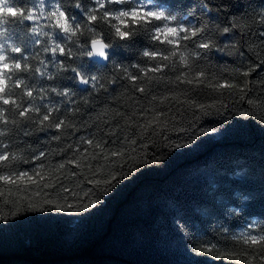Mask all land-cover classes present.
Masks as SVG:
<instances>
[{
    "label": "snow or ice",
    "instance_id": "6c2138e0",
    "mask_svg": "<svg viewBox=\"0 0 264 264\" xmlns=\"http://www.w3.org/2000/svg\"><path fill=\"white\" fill-rule=\"evenodd\" d=\"M151 2L138 0L129 11L121 12L126 18L121 23L131 20L139 22L137 27L142 23L154 28L146 59L127 68L121 65L99 83L95 78L84 81L81 77V83L91 86L80 94L73 89L74 94H71L70 86L63 85L61 80L71 81L72 77L60 76L69 69L63 62L57 66L52 61L53 56L66 61V48L62 44L47 46L40 40V30L49 24L66 30L67 15L56 6L49 13L53 18L50 20L37 3L29 8L18 4L17 0H0V188L6 189L0 191V201L5 206L9 203L16 206L9 213L12 217L19 215L21 205L25 212L75 216L90 213L102 205L103 198L119 184L130 179V171L135 170L132 164L141 159L140 153L146 155L156 138L167 143L170 136L166 133L183 132L187 139H176L170 146L173 150L191 147L199 137L216 131L213 127L199 126V122L222 109L246 105L238 109L244 122L256 121L258 126L264 127V31H255V26L264 25V0H260V11L249 2L247 7L251 11L239 15L227 13L228 0H220L211 8L205 0L204 12L215 8L228 15L226 22L211 25L203 21L191 24L180 11L149 7ZM87 4L91 5L93 13L87 17L90 24L101 15L112 19L108 6H119L118 0H103V3L88 0ZM173 13L178 15L173 16ZM13 24L20 28L23 36L18 34L13 39L15 30L10 31ZM120 35L127 34L121 32ZM29 43L32 51H29ZM95 43L93 41V45ZM213 53L231 57L232 64L214 63ZM49 62L57 67L56 73L49 71ZM253 74L259 78L252 79ZM202 90H208L210 103L201 102L193 95ZM101 94L105 99L120 102L121 108L109 105L96 111L95 102ZM53 97L70 98L66 102L63 99L54 102ZM93 126L95 133L66 142L81 129ZM189 129L191 135L187 134ZM49 131L53 133L50 140L57 142L59 154L72 153L71 159L55 168L44 163L48 152L18 142L19 136L30 137ZM144 163L149 161L144 160ZM20 164L33 167L22 170L18 167ZM68 164L81 171L65 172ZM61 174L63 180L71 183H63ZM28 185H33L34 191H30ZM50 188L55 191V198L44 191ZM14 191L27 195L13 199ZM7 219L8 216L0 214V220ZM180 229L189 241L191 235L187 229L183 225ZM226 234L225 240L232 241L230 247L209 239H195L189 242V250L196 256L208 255L230 264H264V227L253 225L239 235L229 231Z\"/></svg>",
    "mask_w": 264,
    "mask_h": 264
},
{
    "label": "trees",
    "instance_id": "16d2710c",
    "mask_svg": "<svg viewBox=\"0 0 264 264\" xmlns=\"http://www.w3.org/2000/svg\"><path fill=\"white\" fill-rule=\"evenodd\" d=\"M17 2L32 7L35 0ZM84 2L87 4L88 0ZM157 2L170 10L180 11L179 14L191 24L203 21L211 25L228 19L225 11L217 12L215 8L204 12L202 4L205 0ZM228 2V14L250 12L249 2L256 11L262 7L260 0ZM207 3L211 8L220 0H207ZM74 14L79 15L75 10ZM12 30H15L13 39L18 34L23 36L17 25H11ZM255 31H264V25L255 26ZM29 51H32L30 43ZM121 58L129 59L124 54ZM60 59L64 62L63 57ZM212 59L214 63L232 64L231 57L219 53H213ZM126 62L130 64L131 60ZM70 75V72L64 73V76ZM258 78L253 74L252 79ZM61 82L73 87L78 94L83 92L70 80L62 79ZM207 91L193 95L201 102L210 103L212 98ZM61 99L53 97L54 102ZM109 105L121 108L120 102L105 99L101 94L95 102V110ZM245 107L237 104L204 117L199 126L213 127L216 131L199 137L191 147L173 150L170 146L176 139H187L183 132L166 133L170 136L167 143L156 138L155 145H150L146 155L140 153L141 159L132 164L135 170L130 171V179L119 184L103 198L102 205L86 215L25 212L21 205L19 215L12 217L9 213L16 206L11 203L5 206L0 201V214L8 216L7 220H0V264H230L224 260L216 261L208 255L196 256L188 245L195 239H209L230 247L232 241L225 240L226 233L211 229L216 224L228 225L229 233L239 235L250 229L251 217L255 216L260 217L256 221L257 226L264 227V127L258 126L256 121L244 122L238 109ZM221 117L227 118L226 124ZM95 132L94 126L81 129L66 142H74L81 135L88 137ZM52 134L49 131L37 132L30 137L19 136L18 142H26L34 150L48 152L49 157L44 163L55 168L71 159L72 153L59 154L57 142L50 140ZM144 160L149 163H144ZM18 167L30 170L33 165L20 164ZM246 169V173L236 175L237 171ZM68 171L80 172L81 169L68 164L65 172ZM75 179L77 177H73ZM61 180L65 184L71 183L63 180L62 174ZM28 188L34 191L33 185H28ZM0 191L6 189L0 188ZM44 191L55 198L53 189ZM25 195L27 193L14 191L13 199ZM230 207L241 209L243 218L230 220ZM180 225L191 235L189 241Z\"/></svg>",
    "mask_w": 264,
    "mask_h": 264
},
{
    "label": "clouds",
    "instance_id": "9594fccd",
    "mask_svg": "<svg viewBox=\"0 0 264 264\" xmlns=\"http://www.w3.org/2000/svg\"><path fill=\"white\" fill-rule=\"evenodd\" d=\"M100 2L103 3V0H100ZM144 2L147 3L148 0H144ZM35 3L50 20L53 18L49 16V13L56 6H59V9L67 15L66 30L65 28L55 29L49 24L47 28L40 30V40L47 46L62 44L66 48L67 60L63 63L69 69L68 72L72 74L70 77H72L73 84L78 85L82 91L91 85L81 83V77L84 81L95 78L96 82L99 83L100 79L110 77L113 71L121 65L127 68L129 66L127 60L130 59V64L135 65L138 61L146 59L145 53L150 51V45L152 44L151 32L154 31L152 26L140 23L137 27L136 25L139 22L131 20L121 23L126 19L121 15V12L129 11L132 6L138 3V0H118V7H113L110 4L107 12L111 14L112 19L101 15L94 24L87 22V17L93 13L91 5L85 4L84 0H43V2L35 0ZM149 7H161L170 10L158 4L157 0H152ZM85 8L88 9L87 12ZM74 10L79 15L74 14ZM175 15H178V13H173V16ZM121 32L127 35L121 36ZM93 41L96 42L94 45ZM43 54L41 52V55ZM121 54L129 57V59H122ZM52 61L57 66L61 63V60L56 56L52 57ZM48 69L52 73L57 72V67H53L52 62L48 63ZM37 75L39 74L37 73ZM60 76L63 77L64 73H60ZM68 90L71 94H74L73 87L70 86ZM69 98L62 99L66 102ZM221 120L225 124L227 123V118L221 117ZM191 131L189 129L187 134H190ZM200 131H204V129H200ZM197 135H199V131ZM247 171L248 169L243 172L237 171L236 175H242ZM245 199L248 198L245 197ZM228 214L230 220L243 218V211L239 208L233 209L230 207ZM259 219L260 217H251L252 223L249 227L257 226L256 221ZM229 228L225 224H216L211 229L219 233H226Z\"/></svg>",
    "mask_w": 264,
    "mask_h": 264
}]
</instances>
